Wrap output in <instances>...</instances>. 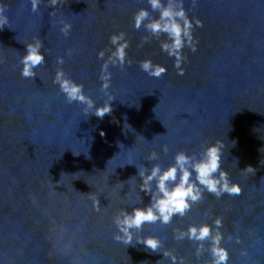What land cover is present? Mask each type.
<instances>
[{
	"label": "water",
	"instance_id": "1",
	"mask_svg": "<svg viewBox=\"0 0 264 264\" xmlns=\"http://www.w3.org/2000/svg\"><path fill=\"white\" fill-rule=\"evenodd\" d=\"M51 3L32 12L30 0H0L8 21L0 29V264H156L161 253L113 239L112 217L140 206V196L143 204L150 199L139 192L136 166H167L176 151L216 141L241 194L205 192L184 217L146 224L143 234L158 236L186 264H205L208 252L197 260L193 243L174 240L173 230L219 216L228 264H264V0H198L195 7L185 0L203 27L194 28L197 50H183V75L160 40L141 46L146 33L132 27V16L145 0ZM62 22L72 25L67 36ZM119 31L131 63L109 69L112 111L85 115L82 105L65 102L53 77L62 68L102 104L96 53L103 49L107 59L109 37ZM35 38L46 63L25 79L19 60ZM143 59L167 72L149 77L138 66ZM152 151L159 159L149 162Z\"/></svg>",
	"mask_w": 264,
	"mask_h": 264
},
{
	"label": "clouds",
	"instance_id": "2",
	"mask_svg": "<svg viewBox=\"0 0 264 264\" xmlns=\"http://www.w3.org/2000/svg\"><path fill=\"white\" fill-rule=\"evenodd\" d=\"M31 11L37 12L43 0H30ZM58 0H52L51 7H55ZM146 7L136 9L132 16V27L139 31L143 28L146 35L141 37V46L149 42L150 38L160 40V49L168 57L173 59V66L178 75H183V63L186 56L183 50L187 47L192 52L197 50L198 41L194 36V28L203 27L202 21L190 16L189 10L185 8V0H145ZM191 7H195L198 0H190ZM7 17L0 15V29L7 24ZM72 25L62 22L61 33L65 36L71 31ZM124 31L113 33L109 37L112 50L105 59L103 49L96 53L97 59L102 61L100 65L99 80L101 81L100 92L107 95V99H101L102 104L84 90V85L68 76L63 69H58L53 77V84L58 87L68 104L78 103L82 105L85 115L94 114L103 118L105 114L112 111L111 101L115 98L108 94L111 83L110 67L119 66L123 68L127 59L129 41ZM163 37V39H160ZM43 49V51H42ZM46 63L43 42L35 38L32 42L25 44L24 55L19 60L20 75L25 78L36 77V69ZM64 63L63 57H57V64ZM142 72L149 77L160 78L167 72V67L156 64L151 59H143L138 62ZM222 147L219 142H211L203 145L199 152H188L178 150L172 157V162L167 166L160 163H152L151 167L141 165L137 167L140 178L139 192L149 196V202L143 204L140 196V206L135 203L129 211L121 209L112 217L115 226L113 239L127 246L140 244L146 251L161 253L162 258L156 262L167 259L170 264H186L184 257L177 256L174 250L164 246L163 241L155 235H144L146 224L159 222L168 225L174 217H184L192 206L204 199V193H210L217 199L225 194L240 195L241 186L231 180L229 173L222 166ZM162 151L167 154L169 149L165 145ZM149 162L159 159V154L152 151L146 158ZM133 165V164H130ZM252 166H247L246 171H252ZM98 204L99 201H95ZM142 205V206H141ZM222 217H216L211 224L207 222L189 224L186 228L173 230V239L176 241L188 240L195 246V257L200 259L207 251L210 257L205 264H228L229 250L222 241L224 234L222 228ZM232 236L227 237L232 240ZM238 242V238H237ZM207 243V248L205 244Z\"/></svg>",
	"mask_w": 264,
	"mask_h": 264
}]
</instances>
